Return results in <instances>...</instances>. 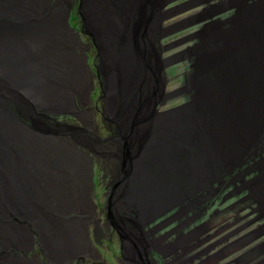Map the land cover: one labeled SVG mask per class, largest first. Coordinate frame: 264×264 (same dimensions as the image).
I'll return each instance as SVG.
<instances>
[{"label":"bare ground","instance_id":"6f19581e","mask_svg":"<svg viewBox=\"0 0 264 264\" xmlns=\"http://www.w3.org/2000/svg\"><path fill=\"white\" fill-rule=\"evenodd\" d=\"M261 1L256 8L244 1L242 5L251 8L239 23L210 34L205 31L199 38L195 53L201 52V60L185 87L191 94H184L192 97V104L171 115L154 114L145 124L135 115L134 91L143 81L146 87L140 91L146 92L153 76L144 66V58L140 59L130 31L136 0H83L101 46L106 113L115 123L120 122V130L139 122L131 137L137 143L132 149L137 152L131 157V176L129 182L128 173L123 176L128 184L124 192H118L115 210L131 205L144 221L163 198L170 206L182 205L178 212L186 211L193 206V197L201 194L206 198L213 192L212 182L221 176L229 181L228 176L240 167L241 158L233 160L240 148L248 145L241 152V157L247 156L264 140ZM106 2L117 22L109 27L111 35L96 28ZM67 5L66 0H0V264H34L32 258L20 255L32 249L34 233L40 237L42 254L49 257L79 252L88 240V216H68L93 213L89 160L77 147L97 153L103 142L83 129L59 124L53 132L37 130L32 120L51 122L47 114L74 113L85 126L91 123L85 110L73 107L74 100L87 97L89 75L78 53L82 43L65 23ZM163 79L166 83V77ZM158 90L155 97L163 102L177 93ZM229 133L236 136L228 141ZM119 142L117 137L109 140L116 150ZM217 143L221 144L219 152ZM114 155L106 153L103 158L111 173L119 168L120 159ZM211 155L218 157L213 156L215 162ZM10 246L20 252L5 253Z\"/></svg>","mask_w":264,"mask_h":264},{"label":"rangeland","instance_id":"374dc122","mask_svg":"<svg viewBox=\"0 0 264 264\" xmlns=\"http://www.w3.org/2000/svg\"><path fill=\"white\" fill-rule=\"evenodd\" d=\"M66 1H68V13L65 23L82 43V50H78V53L83 57L89 75L86 95L88 98L85 97L81 102L74 100L73 107L77 108L76 110H85L91 123L90 126H85L74 113L47 114L51 122L32 120L37 130L53 132L55 131L53 127L59 124L83 129L85 134L99 139L100 143L103 142L102 149H97V153L88 151L84 147L82 151L81 145L77 147V150L89 160V198L93 205V213L82 215L72 212L68 216L80 215L82 219L88 216L85 235L89 241L87 240L85 248L79 252H66L68 256L58 253L59 257H49L42 254L40 237L34 233L31 234L32 249L23 250L20 255L25 254L32 258L34 264H129V259L132 260L130 263L137 264L139 252L147 250V244L140 240L141 238L147 243L152 239L159 240L153 242L154 248L150 250L153 251L151 256L155 264H264V140L262 138L259 143H255L257 149L247 156L244 153L245 157L244 155L241 157L243 154L241 152L245 151L248 145L240 148L235 155L237 159H233L241 158L240 167L229 173V181H226L227 176H221L225 179L220 177L219 183L212 182L213 192L206 198L201 197V194L198 198L193 197V206L186 211L180 209L177 218L173 216L170 221L168 220L172 215L171 212L178 211L177 208L182 205L170 206V202L163 198L158 209L152 211L149 218L144 221L139 218V214L135 213L131 205H125L126 210L123 211L115 210L114 206L119 193L126 190L125 187L131 176L129 162L125 157H134L137 152L136 149L132 153V149L137 144L134 142L135 138H132L133 143L130 144L136 125L141 120L145 124L151 122L150 119L154 118V114L171 115L191 105L192 97L185 98L184 94L187 93V96L191 94L185 90V87L190 84L201 60V52L195 53L199 38L207 32L210 34L214 31H222L239 23L242 16H245L246 10L251 8L243 6L244 1L255 4V8L262 1L136 0L135 14L129 19L132 20L130 28L133 30L130 31L133 33L132 38L138 48L140 59L141 56L144 58L146 63L144 66L147 65L146 68L153 76L150 82L153 84L143 93L140 88L146 86L141 80L137 90L134 91L135 115H140V120L133 121V124L127 126L128 129L125 130H120V122L115 123L113 117L106 113L107 85L101 69L104 65L103 61H100L101 46L94 36L93 26L88 22L84 11L85 4L83 0ZM96 4L94 5L99 6V3ZM103 9L106 11L101 15L96 28L111 35L109 27L116 26L117 22L111 18L110 3H104ZM148 36L149 42L146 43ZM144 41L146 45L143 44ZM143 70L145 71L144 67ZM163 76L166 77V83ZM159 88L162 92L168 89L177 93L167 102H163L161 98L155 97L160 92ZM230 136L236 135L229 133L228 141L234 139ZM114 137L119 138V150L114 149L109 143ZM216 149L219 152L221 144H218ZM112 152L120 159L118 171L113 173L108 171L104 164L106 153L112 154ZM213 156L211 155V161L215 162ZM126 173H128L127 183L123 178ZM68 216L64 217L68 219ZM164 221L167 223H163ZM22 223L33 229L31 225H27L26 219H22ZM157 225V230L155 229L153 236L150 237L146 231ZM11 248L13 247L5 249V253L10 255L13 252H20ZM142 259L148 264L151 260L150 256Z\"/></svg>","mask_w":264,"mask_h":264},{"label":"flooded vegetation","instance_id":"af4514ba","mask_svg":"<svg viewBox=\"0 0 264 264\" xmlns=\"http://www.w3.org/2000/svg\"><path fill=\"white\" fill-rule=\"evenodd\" d=\"M186 209H187V207H186ZM188 212H189V211H188ZM179 213H180V211H179V212H178V211H175V212L172 211V212H171L172 215L168 217V218H169L168 220L170 221V220L172 219L173 216H175V217L177 218L178 215H179ZM163 223H167V221H164ZM157 227H158V225H157V226H153V227H151L152 230H151V229H148V231H146V233L149 234L150 237L153 236V233H154L155 229L157 230ZM159 238H161V236H160ZM140 240H142L144 243L147 244V245H146V246H147V247H146L147 250L145 249V250H144V253H143V252H142V253L139 252V254H140L142 257H149V256H150V259H151V260H150L149 264H155V262H154L153 259H152L153 257L151 256V255H153V254H152L153 251H150V250H152V248H154V247H153V242H157V241H159V240H157V239L149 240V241H148V243H150L149 245H148L147 242H145V241H146L145 239L143 240V239L140 238ZM140 240H138V241L141 242ZM137 244H138V242H137ZM138 259H139V257H138ZM130 262H132L131 259H129V264H132V263H130ZM143 263H147V262H144V259H143ZM135 264H136V263H135ZM137 264H138V262H137ZM147 264H148V263H147Z\"/></svg>","mask_w":264,"mask_h":264},{"label":"water","instance_id":"95a60500","mask_svg":"<svg viewBox=\"0 0 264 264\" xmlns=\"http://www.w3.org/2000/svg\"><path fill=\"white\" fill-rule=\"evenodd\" d=\"M136 46V45H135ZM138 48H137V46H136V50H137ZM130 158V157H129ZM129 158H127V157H125V159H128V162H129V165H130V167L129 168H131L132 167V162H131V158L129 159ZM121 241H122V239H121ZM138 254V253H137ZM140 260H139V262H138V264H147V263H143V259H142V257L140 256V258H139Z\"/></svg>","mask_w":264,"mask_h":264}]
</instances>
